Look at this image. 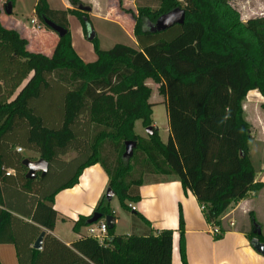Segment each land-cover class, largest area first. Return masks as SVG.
I'll return each mask as SVG.
<instances>
[{"label":"trees","instance_id":"trees-1","mask_svg":"<svg viewBox=\"0 0 264 264\" xmlns=\"http://www.w3.org/2000/svg\"><path fill=\"white\" fill-rule=\"evenodd\" d=\"M153 1H159L157 8L149 2L138 4L137 13L128 11L137 48L117 43L103 50L95 35L97 58L87 63L74 51L68 29V11L82 19L85 36L91 29L89 11L80 9L78 0H69L73 8L68 10L36 0L40 22L47 18L66 30L57 35L50 54L30 50L25 37L0 22V244L14 245L18 264H171L173 231H154L129 205L139 199L142 183L176 178L217 226L232 202L260 186L242 103L250 90L264 98V16L242 21L227 0ZM175 7L184 10L182 24L149 30ZM145 76L160 82L169 125L166 142L152 126L153 104L144 101L139 81ZM136 120L153 132L137 136ZM127 140L136 147L124 158ZM16 147L46 160L47 173L27 178L25 157ZM96 163L130 214L132 231L114 234L113 226L104 243L82 235L67 245L51 234L58 215L54 196L73 187ZM142 173L162 176L145 179ZM93 212L113 215L105 194ZM91 215L80 216L72 229L88 226ZM251 222L248 238L264 243V236L254 233L257 222ZM42 231V248L36 249L33 243ZM183 234L180 214L179 249L187 264Z\"/></svg>","mask_w":264,"mask_h":264},{"label":"crops","instance_id":"crops-1","mask_svg":"<svg viewBox=\"0 0 264 264\" xmlns=\"http://www.w3.org/2000/svg\"><path fill=\"white\" fill-rule=\"evenodd\" d=\"M46 1L49 8L54 10L73 8L69 0H60L63 9L53 8L51 7V0ZM78 1L82 5L89 6V12L92 11L94 5L97 3L96 0ZM120 1H122L123 6L133 4V6L128 7L131 9L136 6L135 0H106L105 15L107 19H117L116 21L122 22L127 20V32L135 43L133 47L137 48V42L133 36L134 22L130 13L119 12ZM7 2V0H0L1 24L7 28L16 29L21 36L28 40V46L34 49L33 47H36L35 43L37 44L35 35L10 17L13 13V4L10 14L4 11ZM35 3L36 0L34 7ZM230 4L232 5V3ZM44 32L43 34L46 36H43V38L46 40L49 38V40H54L56 43V33L52 31L50 33ZM51 50L34 49L32 51L50 54ZM251 92L260 94L257 90H250L247 93L242 103L244 117L247 110L255 112L257 107L264 102H257L255 95L249 97L248 95ZM246 121L248 120L246 119ZM167 133L169 136V125ZM30 152L32 153L31 156L34 154V156H38L36 152ZM249 154L255 170V182L260 183V186L250 190L242 199L232 202L220 216L221 223L219 226L212 225L207 220L204 210L200 208L201 203L197 200L196 196L190 189L185 190L176 178H159L158 180L144 182L139 186V199L136 202L129 203V205L133 207V210L146 218L150 223V228L154 231L164 229L173 231L171 264H183L179 249L180 214L183 219L184 250L187 264H264V254L254 249L251 240L247 236L252 229L251 219L257 222L261 235L264 236V164L257 169L253 163L251 149ZM7 171L8 173L14 172L11 168ZM107 187L108 176L99 163L86 167L73 187L63 189L55 194L53 207L58 212V215L51 234L67 245H70L72 241L80 238L82 235H88L87 226H79L74 231L72 229L73 224L80 216H89L93 213L95 206L105 194ZM114 197L110 200V208L115 219L114 234H120L116 233L120 219L116 207L112 204ZM120 208L121 212H123L124 210L121 205ZM127 216L130 218L129 215ZM59 223L68 225V231L65 234L58 231L57 224ZM214 227H217L219 230L223 229L224 231L218 235H214L212 233V228ZM138 230L141 231L140 229H136V231ZM5 253H10L16 257L14 245L0 244V257L4 258Z\"/></svg>","mask_w":264,"mask_h":264},{"label":"rangeland","instance_id":"rangeland-1","mask_svg":"<svg viewBox=\"0 0 264 264\" xmlns=\"http://www.w3.org/2000/svg\"><path fill=\"white\" fill-rule=\"evenodd\" d=\"M13 4V13L10 15L12 19L22 24L26 29L30 30L34 35L37 44L36 47H33L36 50L42 49L43 51H48L52 49V46L55 44L54 40H47L43 38L46 36L44 33H50V29H47L44 24L40 22L37 15L34 13V2L35 0H10ZM180 1L181 5L184 4V0ZM232 3L233 7L237 9L240 13L242 21H246L251 17L264 16V0H227ZM96 4L94 5L91 12H88V19L91 25V29L95 32L96 39L98 41V46L100 49L107 50L113 47V45L117 43L125 44L128 46H135V43L129 36L127 32V20L125 21H116L117 19H107L105 15V3L106 0H96ZM149 2H153L151 5L153 8H157L159 5V1L153 0H135V5L133 9L128 8L129 6H133V4H129V6H123L122 1H120L119 12H124L129 14L128 11H132L137 13V5L147 4ZM51 7L63 9V5L60 0H51ZM36 19V24L30 22L31 19ZM83 21L82 19L74 12L68 11V29L72 41V47L76 54L84 61V62H94L97 58L94 43L87 39L83 31ZM55 33L54 31H52ZM57 35V34H56ZM39 49H38V48ZM30 50L32 47H29ZM139 85L145 92L144 101L150 102L153 104L151 121L152 126L158 127L159 134L163 142L167 141L168 136V117L165 109V104L162 103L164 100V96L160 92V82L153 76H145L142 77L139 81ZM255 95L257 102L264 101V98L256 93H249V97ZM245 117L251 125L253 138L250 141V149L253 156V163L258 169L262 164H264V107L262 105L258 106L256 111H249L245 113ZM134 133L142 138H146L148 133L146 131V127L141 123L140 120H136L134 123ZM21 154L25 158H29L30 160L38 159V156H31L30 150L24 148ZM73 152L69 153L65 156V158H69L73 156ZM137 175V174H136ZM40 176V175H39ZM161 174H143L142 177L147 178H155L161 177ZM51 182L54 183L55 181ZM113 206L116 207L119 223L116 228V233H130L132 231L131 228V218H128L127 215L130 214L125 210L121 212V208L119 205V200L117 196L113 199ZM57 229L62 234H65L68 231L67 224H57ZM0 264H17L16 257L12 254L5 253L4 258L0 257Z\"/></svg>","mask_w":264,"mask_h":264},{"label":"water","instance_id":"water-1","mask_svg":"<svg viewBox=\"0 0 264 264\" xmlns=\"http://www.w3.org/2000/svg\"><path fill=\"white\" fill-rule=\"evenodd\" d=\"M82 10L90 11L89 6H85L80 4L78 6ZM4 11L7 14H10L12 11V2L8 1L4 7ZM184 22V10L180 7H175L171 9L170 11L161 14L156 21L149 25V30L152 32H159V31H164L168 29L169 27L173 26L174 24H182ZM44 25L48 26L50 29H52L59 37L63 36L66 33V30L57 25L56 23L52 22L51 20L44 18ZM87 39L92 40L95 37V32L92 29H89L87 34ZM147 133L151 134L153 132L152 126H147L146 127ZM124 152H123V157L124 158H129L133 154V150L136 147V143L133 140H127L124 143ZM23 164L27 168V173L26 177L29 179H33L36 176V172H40L41 176H44L47 171H48V162L44 160L43 158H38L37 160H30L28 158H25L23 160ZM105 197L110 201L114 197V192L112 191L111 188L107 187L105 191ZM104 219L106 221V224L108 228H112L115 223V219L113 215H103L102 213L99 212H93L92 215L87 219V223L91 224L96 222L99 219ZM44 231H42L39 236L36 238V240L33 243V247L36 249H41L42 248V240L44 236ZM254 233L259 235L261 233L259 227H257L254 230ZM251 244L254 247V249L261 253L264 254V243L259 241L256 237L252 238Z\"/></svg>","mask_w":264,"mask_h":264},{"label":"built area","instance_id":"built-area-1","mask_svg":"<svg viewBox=\"0 0 264 264\" xmlns=\"http://www.w3.org/2000/svg\"><path fill=\"white\" fill-rule=\"evenodd\" d=\"M31 23L36 24L35 19H31ZM17 151L21 152L22 149L20 147L16 148ZM131 208H133L131 206ZM200 208L202 210L205 209L204 204H201ZM88 235L97 239L99 242L104 243L106 239L108 238V226L106 224V221L102 218L97 220L94 223H91L87 226ZM220 230L217 227L212 228V233L214 235L220 234Z\"/></svg>","mask_w":264,"mask_h":264}]
</instances>
